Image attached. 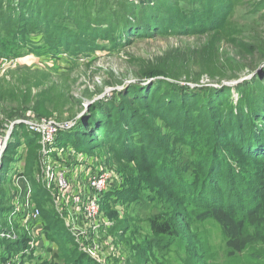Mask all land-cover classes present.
<instances>
[{"label":"trees","instance_id":"obj_1","mask_svg":"<svg viewBox=\"0 0 264 264\" xmlns=\"http://www.w3.org/2000/svg\"><path fill=\"white\" fill-rule=\"evenodd\" d=\"M7 1L17 2L16 6L20 10V15L13 20L19 23L23 19L25 23L22 32H15L18 35L13 37L14 42L32 47L29 45L28 29L36 26L45 34L37 43L42 40L43 46L54 55L71 53L88 56L100 48H105V44L120 46L127 42L129 45L135 39L157 34L197 36L222 31L225 32L222 36L228 38L230 30L224 20L230 13L229 0H88L94 6H85L83 0H6V3ZM62 1L65 2V7L60 4ZM258 42L238 43V54L242 60L227 56V61L230 62L217 75L211 74L213 79L218 77L222 81L238 78L241 71L250 66V61L245 60L247 56H243L245 53L260 54L264 58V44ZM183 72L191 73L185 66L165 64L147 69L143 75L149 79L157 75L169 77L172 80L166 78L163 83L183 91L184 97L176 103H183L184 107H176L174 111L179 113L172 112V115L168 113L166 116H170L176 130L175 135L186 138L188 147L195 153L200 150L205 157H193L188 167L193 177H188L181 168L170 172L165 166V177L173 183V187L167 185L165 188L166 197L162 201L166 198V204L153 214L150 226L163 242H175L188 247L195 243L190 238L191 227L199 225L204 228V224L207 226L208 221L213 220L221 228L219 240L225 245V249L221 251L212 245L209 232L203 231L199 237L206 245L207 254H198L196 264L206 263L207 260L210 264L260 262L264 259V250L257 249L255 241L246 243L245 239L250 234L256 241L264 238V227L261 225L250 233L253 226L251 219L255 218L256 213L264 212V101L250 97L251 92L261 88L262 81L239 82L237 88L242 92L243 98L234 104L230 101V85H223L221 82V86L208 84L192 87L179 80ZM193 89L195 92H190ZM135 99V93L128 92L123 101L128 111L124 110L123 104L115 107L119 109L118 114L123 116L120 121L111 120L114 113L100 114L99 117L93 115L89 119L84 116L77 118L76 123L81 119L86 120L87 126L95 130L96 135L90 143H82L80 131L72 128L67 131L61 129L56 145L62 148L73 147L77 153L90 157L95 156L94 150L105 147L120 160H133L138 163L146 160L147 164H155V160H158L161 165L170 151L164 145L165 135L149 123L147 116L149 113L165 114L166 110L159 108V103L154 100L147 99L144 104ZM100 102L103 101H94L90 104V109H94ZM36 111L40 112L37 114L40 117L47 113L45 110ZM28 141L30 145L37 142L40 144V135L31 132ZM93 158L95 163H99L96 157ZM158 168L156 163L153 170ZM160 170L161 167L158 171ZM26 174L24 175L28 177ZM46 193L50 204L55 208L58 220L62 219L65 224L64 216L56 207L52 193L47 190ZM152 194L142 193L132 183L123 187L122 181L119 186L110 187L102 194V210L104 217L112 225L104 229L115 225L111 212L118 207V203L133 202L137 210L149 209L159 202ZM40 195L41 192L34 191L33 202L41 210L39 223L46 236L43 246H48L49 243L50 246L45 256L32 251L28 259H34L38 264H61L63 254L52 249L49 230L51 221L48 213L40 207ZM214 209L223 210L233 218L238 229L237 235L231 230L232 223L224 219L222 214L217 215ZM208 211L210 212L205 214ZM24 217V213L14 216L15 226L19 230ZM69 232L77 243L72 231ZM30 240L31 237L23 226L16 238H1L0 242H3L5 249L0 251V264L29 249ZM76 247L78 255L75 256L74 253L66 258V264H98L78 244ZM245 249L250 253H246Z\"/></svg>","mask_w":264,"mask_h":264},{"label":"rangeland","instance_id":"obj_2","mask_svg":"<svg viewBox=\"0 0 264 264\" xmlns=\"http://www.w3.org/2000/svg\"><path fill=\"white\" fill-rule=\"evenodd\" d=\"M83 1L85 6H94L88 0ZM229 1L230 13L224 18L230 27L228 38L222 36L225 33L222 31L197 36L157 34L153 37L135 39L129 45L127 42L120 46L105 44V48L86 56L71 53L52 54L43 46L42 40L37 43L45 34L36 26H30L31 30L28 29L29 45L32 47L28 48L22 43L14 42L13 37L18 35L15 32H22L25 23L23 19L19 23L13 20L20 15L17 2L6 3V0H0V132L6 133L9 129L0 164V232L7 226L14 228L17 233L19 231V234L22 226L27 231L23 223L20 230L15 226L16 214L12 223L9 220L15 208L13 194L17 190L16 179L18 174L27 173V179L30 180L34 191L41 192L40 207L48 213L51 221L49 230L52 249L54 252L62 253L64 257H61L60 263L66 264V258L74 253L75 256L78 255L76 244L80 248L79 241L76 238L75 243L71 237L66 221L64 224L62 219L58 220L55 208L47 197V189L40 182L42 144L41 142V145L39 142L28 144L31 133L28 124L14 121L30 114H39L40 112L36 111L38 109L45 110L47 113H44L43 117L55 119L61 124L69 123V127L61 129L79 130L82 143L88 144L93 141L96 132L91 126H87L86 120L81 119L76 123V119L82 116L89 119L93 115L99 117L100 114L114 113L111 120L120 121L123 116L118 114L119 109L115 107L119 105L121 107L123 104L124 110L128 111L123 101L126 93L130 92L135 93L137 98L135 100L146 104V100L151 99L158 102L159 108L163 111L166 110L165 114L149 113L147 119L154 128L165 135L164 145L170 154L161 165L158 160L153 159L155 164L161 167L158 171L159 168L153 170L155 165L153 162L147 164L146 160L140 163L120 160L105 147L93 151L95 155L93 157L121 174L123 187L132 183V186L137 187L142 193L152 192L159 202L149 209L139 210L135 209L133 202L118 203V207L111 212L115 225L87 235V241L97 245V255L91 256L92 260L98 264H196L198 254H207L206 245L199 237L203 231L209 232L212 245L221 251L225 249V245L219 240L221 228L215 225L213 220H209L207 226L204 224V228H200L199 225L191 227L190 238L194 239L195 243L188 247L175 242H163L150 226L153 214L166 204V198L162 201L163 197H166L165 188L167 185L173 187V183L165 177V166L170 172L181 168L188 177H193L188 169L193 157L205 156L200 150L195 153L189 148L185 142L186 138L175 135L176 130L169 119L170 116H166L168 113L172 115V112L179 113L174 111L176 107L179 109L184 107L183 103L180 105L176 103L184 97L183 91L172 88L171 84H164L163 80L170 79L169 77L157 75L149 79L143 72L165 64L182 65L191 73L183 72L179 80L192 87L208 84L215 86L239 78H245L246 82L261 80V88L251 92L250 97L264 101V58L260 54H243L247 56L246 62L250 61V66L242 70L236 79L220 81L218 77L213 79L211 76L217 75L218 71L230 62L227 61L229 59L227 56L241 59L237 49L238 43L245 41L256 44L259 41V44H264V0ZM60 4L66 6L64 1ZM139 83L142 85L139 86ZM238 84L230 85L232 93L230 101L234 104L243 98L242 92L237 88ZM190 92L194 93L195 89ZM97 99L103 102L94 109L87 107L85 110L86 104ZM131 104H134L132 100ZM56 142L54 147L61 151L62 147L57 146ZM63 155L66 156V152ZM252 164L255 165V162ZM213 211L222 214L224 219L231 222L232 232L238 234L237 225L230 215H226L223 210ZM256 214L255 218L251 219L253 226L250 233L259 229V225L264 227V212ZM219 219L221 220L220 215ZM16 237L17 235L14 238ZM245 242H254L257 249L264 250V238L256 241L250 234ZM49 246L50 243L48 246H42L39 254L45 256ZM3 249H5L3 242H0V251ZM245 250L246 253H250L249 250ZM36 263L38 264L37 261ZM203 264L210 263L207 260ZM250 264H264V259Z\"/></svg>","mask_w":264,"mask_h":264},{"label":"built area","instance_id":"obj_3","mask_svg":"<svg viewBox=\"0 0 264 264\" xmlns=\"http://www.w3.org/2000/svg\"><path fill=\"white\" fill-rule=\"evenodd\" d=\"M14 122L26 123L31 132L40 135L42 144L40 180L52 193L56 207L79 241L80 248L89 255L96 256L97 245L89 243L87 235L98 233L112 225V222L104 217L102 194L110 187L119 186L122 181L121 175L100 161L95 164L93 157L77 153L73 147L56 150L54 145L57 135L61 128L69 127V123L61 124L55 119L40 117L37 114L18 118ZM8 137L9 129L6 133L0 132V164ZM65 152L66 156L63 155ZM16 180L17 190L13 194L15 208L9 220L12 223L15 214H25L22 223L31 237L30 248L7 258L3 264H37L34 259L28 257L32 251L35 254L40 253L46 237L39 223L41 210L33 202L34 189L30 180L21 174H18ZM16 235V230L7 226L0 232V239H11ZM25 258L27 259L24 260Z\"/></svg>","mask_w":264,"mask_h":264},{"label":"water","instance_id":"obj_4","mask_svg":"<svg viewBox=\"0 0 264 264\" xmlns=\"http://www.w3.org/2000/svg\"><path fill=\"white\" fill-rule=\"evenodd\" d=\"M245 78H239V79H236V80H232L230 83L229 82H225V83H223L222 82V84L223 85H234V84H237V83H239L240 81H242V80H244ZM233 83V84H232ZM222 84H218V85H215V86H221ZM94 101H92L91 103H88V104H86L85 105V110H86V108L87 107H89L90 106V104H92ZM1 167V166H0Z\"/></svg>","mask_w":264,"mask_h":264}]
</instances>
